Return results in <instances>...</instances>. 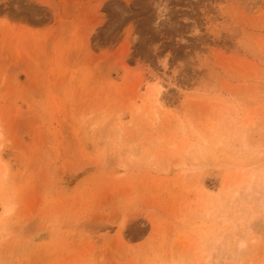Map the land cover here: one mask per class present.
Listing matches in <instances>:
<instances>
[{"label": "rangeland", "instance_id": "1", "mask_svg": "<svg viewBox=\"0 0 264 264\" xmlns=\"http://www.w3.org/2000/svg\"><path fill=\"white\" fill-rule=\"evenodd\" d=\"M0 264H264V0H0Z\"/></svg>", "mask_w": 264, "mask_h": 264}, {"label": "bare ground", "instance_id": "2", "mask_svg": "<svg viewBox=\"0 0 264 264\" xmlns=\"http://www.w3.org/2000/svg\"><path fill=\"white\" fill-rule=\"evenodd\" d=\"M166 87H164V85H162L160 82H156L155 84V89H154V92L151 94V101L153 102V105H154V110L156 111V115L159 114L161 112V108L164 104V99H165V89ZM165 89V90H164ZM167 91V90H166ZM120 118V117H119ZM180 157V156H179ZM178 157V158H179ZM183 157V156H182ZM182 159V158H181ZM185 160V159H183ZM182 160V163H180L181 161H178L177 165L180 166V165H183L185 164V162ZM180 163V164H179ZM11 211V208H7L6 209V212H9ZM2 232V231H1ZM242 237V236H241ZM244 246V244L242 243L241 246Z\"/></svg>", "mask_w": 264, "mask_h": 264}]
</instances>
